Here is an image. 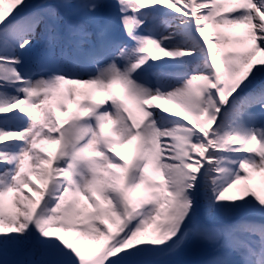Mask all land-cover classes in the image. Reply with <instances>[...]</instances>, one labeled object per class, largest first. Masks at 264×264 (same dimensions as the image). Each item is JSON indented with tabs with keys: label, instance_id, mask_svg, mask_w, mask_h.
<instances>
[{
	"label": "snow or ice",
	"instance_id": "obj_1",
	"mask_svg": "<svg viewBox=\"0 0 264 264\" xmlns=\"http://www.w3.org/2000/svg\"><path fill=\"white\" fill-rule=\"evenodd\" d=\"M4 4L0 264H264V0Z\"/></svg>",
	"mask_w": 264,
	"mask_h": 264
},
{
	"label": "rangeland",
	"instance_id": "obj_2",
	"mask_svg": "<svg viewBox=\"0 0 264 264\" xmlns=\"http://www.w3.org/2000/svg\"><path fill=\"white\" fill-rule=\"evenodd\" d=\"M7 0H5L4 7H8ZM253 187L264 188V174H254L253 178L249 181Z\"/></svg>",
	"mask_w": 264,
	"mask_h": 264
},
{
	"label": "bare ground",
	"instance_id": "obj_3",
	"mask_svg": "<svg viewBox=\"0 0 264 264\" xmlns=\"http://www.w3.org/2000/svg\"><path fill=\"white\" fill-rule=\"evenodd\" d=\"M158 55H162V54H159V53H158ZM157 103H160V101H157ZM165 106H167V107H171L170 105H165Z\"/></svg>",
	"mask_w": 264,
	"mask_h": 264
}]
</instances>
